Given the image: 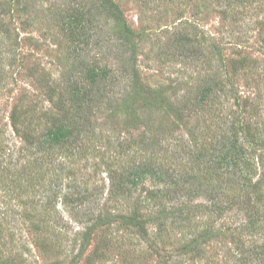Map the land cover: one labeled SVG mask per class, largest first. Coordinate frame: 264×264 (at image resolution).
Wrapping results in <instances>:
<instances>
[{
	"label": "rangeland",
	"instance_id": "rangeland-1",
	"mask_svg": "<svg viewBox=\"0 0 264 264\" xmlns=\"http://www.w3.org/2000/svg\"><path fill=\"white\" fill-rule=\"evenodd\" d=\"M100 2L0 0V264H264V0H113L134 55ZM187 35L207 50L182 47ZM126 53L136 80L126 65L118 75ZM91 67L108 73L83 146L38 148L60 117L66 82ZM208 76L221 91L202 104ZM134 82L161 92L158 102L132 97L135 115L125 103ZM234 134L241 171L213 177L212 205L192 199L184 223L162 184L127 182L145 159L192 172L194 150H216ZM153 135L160 152L143 146ZM173 144L183 149L178 160ZM205 229L197 250L184 248Z\"/></svg>",
	"mask_w": 264,
	"mask_h": 264
},
{
	"label": "trees",
	"instance_id": "trees-1",
	"mask_svg": "<svg viewBox=\"0 0 264 264\" xmlns=\"http://www.w3.org/2000/svg\"><path fill=\"white\" fill-rule=\"evenodd\" d=\"M101 5L103 9L107 10V13L115 20V22L121 27L122 31L119 36V39L122 40L123 44H127L128 46H131L130 49H132V52H129V54L134 55L135 50V43L132 41V35L133 31L131 29H128V26H126L123 16L121 12L118 10L117 6L113 2V0H101ZM81 21L78 16L73 15L71 20L69 21V25L73 26L74 28L81 27ZM70 26V27H71ZM83 27V26H82ZM180 34V33H179ZM187 35L184 39L181 37V40L183 41L184 48L192 47L194 49H200V52L203 53L207 50V46L202 43L201 40H199L196 35ZM171 46V45H170ZM127 56V53L122 57V55H118L119 63L124 65V69H118L119 70V77H124L122 74L125 71V65L126 68H133L132 70V78L133 80L137 79V72L134 69V60L133 58H125ZM129 62H131L129 64ZM82 64V67H86V64L83 62H80ZM82 73V72H81ZM80 73V79L81 82H78V80L74 79H68L66 82V88L67 90L65 92H60L59 95H63V98H61L58 101V109L60 111L59 116L55 121L57 123H54L52 125L51 129H48L47 134L40 138L38 141V148L42 150H48L50 148L54 147H62L65 148L67 146V143H71V150L76 149L78 145H82V139H80V135L84 131L88 129L89 120L91 118L90 113L92 111L90 110L89 104L95 102L96 94L99 96V91L101 90L100 85L103 83L106 84L107 79V73L108 71L104 70L103 68L96 69L94 67L86 68L83 74ZM121 74V75H120ZM83 76V77H82ZM137 83V82H136ZM133 83V87L131 90V93H127L126 97H130V100H126V104H128L127 110L135 115V109L133 107L134 101L133 98H137L140 100L141 103L145 104L147 98H152L154 101L160 100L157 99V94L161 92L157 89H151L147 88L144 90H141V86L139 83L136 84ZM99 88V90H98ZM151 89V90H150ZM149 91V95H146V92ZM221 91L220 82L218 86V81L216 78H212L211 76H208L205 79V82L203 86L200 88V98L201 103L205 104L207 103V100L209 97H211V100L217 96V93ZM54 89H50L49 93L50 95L54 94ZM151 94V95H150ZM68 97V100L66 102V99ZM149 102L145 106L147 108H150L151 106L157 104L156 102ZM127 106V105H126ZM150 106V107H148ZM133 107V109H132ZM89 112H88V111ZM88 112V113H87ZM179 111H176L178 113ZM73 114V115H72ZM70 118L73 119L72 122L68 123L64 121V118ZM15 123V121H14ZM146 131L150 132L149 129H146ZM149 136V135H148ZM145 137V136H144ZM79 140L81 143H79ZM222 143L220 146H216V150L213 149V151H210L205 148L201 147H195L197 150H194V155H191L193 157V162H191V167L189 168L192 172H186L181 170L179 173H176L175 175L170 173L168 170L164 169L163 162L159 164H153L150 161H141L130 173V177L127 182H129L131 185H138L140 182L143 181L144 178L150 177L154 180V182H158V184H162V189L160 191V194L167 197L169 200L172 198L174 201L176 200L177 205L176 207H179V217L174 219V221H182L183 223L187 221L188 216V210H186L184 207L190 208V203L192 199H195L196 197L202 196L204 197V202L198 204L199 206L204 209H207L212 205V196L213 190L211 185V180L220 177V182L230 180V169L235 168L237 171H241V168L239 167V163L237 158H240V156H237V152L240 151L242 148V145L239 142V138L237 135L234 134L232 138L229 137H223L221 138ZM75 143V144H73ZM144 147H148L150 151L160 152L162 150V144L160 140H156L155 135L145 138V141L143 143ZM185 145V144H184ZM83 146V145H82ZM80 146L79 148H81ZM173 145H170L169 150L171 155L175 156V159L178 160L179 156L182 155L181 151L178 148L172 149ZM80 150V149H79ZM168 150V149H167ZM71 152V151H69ZM244 152V151H243ZM210 154V155H209ZM179 155V156H178ZM239 155V154H238ZM165 158H168L166 156V153L163 154ZM166 161V160H164ZM243 164H245L246 168L250 166V162L247 159H244ZM215 168L216 171L213 170ZM223 170H220L222 169ZM217 173V175H214V173ZM219 176V177H218ZM238 178H240L238 176ZM242 178V176H241ZM246 180L245 178H243ZM203 181V183H202ZM206 185V187H204ZM208 185V189L207 188ZM172 194V195H171ZM183 194H186L185 196H182ZM186 197V198H183ZM180 198H183L182 202H180ZM171 201V200H169ZM216 205V201H213V207ZM174 205L170 206L168 209H173ZM220 208V207H219ZM186 220V221H185ZM209 230L205 229L203 232H200L199 235H195L193 239L190 240V244L184 245V248H188L191 246V251L197 250V244H194L193 242L200 239L201 236L208 237ZM86 239V237H84ZM193 243V244H192ZM198 252V251H197Z\"/></svg>",
	"mask_w": 264,
	"mask_h": 264
}]
</instances>
